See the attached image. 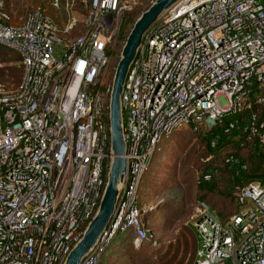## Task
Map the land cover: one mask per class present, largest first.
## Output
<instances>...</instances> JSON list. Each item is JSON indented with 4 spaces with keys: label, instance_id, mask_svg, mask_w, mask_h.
Wrapping results in <instances>:
<instances>
[{
    "label": "built area",
    "instance_id": "built-area-1",
    "mask_svg": "<svg viewBox=\"0 0 264 264\" xmlns=\"http://www.w3.org/2000/svg\"><path fill=\"white\" fill-rule=\"evenodd\" d=\"M83 2L81 22L75 0H52L65 11L62 25L43 8L12 24L0 0V44L22 67L17 83L0 82V264H64L107 186L114 153L104 73L130 1ZM252 98L264 108V0H183L162 13L122 94L127 174L113 222L80 264H103L121 232L132 231L137 247L150 239L139 191L165 135L209 130ZM252 133L264 145V121ZM238 203L226 221L198 203L192 264H264V185L244 187Z\"/></svg>",
    "mask_w": 264,
    "mask_h": 264
},
{
    "label": "rangeland",
    "instance_id": "rangeland-1",
    "mask_svg": "<svg viewBox=\"0 0 264 264\" xmlns=\"http://www.w3.org/2000/svg\"><path fill=\"white\" fill-rule=\"evenodd\" d=\"M75 1L73 13L81 22L86 16V9L83 6V0ZM129 1L130 3L120 13L118 21L111 31L112 39L108 48L111 59L104 73V81L107 85H111L113 82L116 66L130 32L153 2L152 0L149 2ZM6 2H9L8 6L13 21L23 22L30 13L39 8L45 9L53 18H57L61 25L67 19L64 9L56 10L53 8L52 0H6ZM129 20L130 22L124 26V22ZM80 30H84L82 24L74 33ZM8 49H4V52L0 51V82L15 84L22 76V67L20 60L16 59L15 53ZM220 102L223 106L227 105L224 96L220 97ZM194 142L195 134L189 127L177 128L170 135H165L144 176L139 191V205L145 211L142 220L152 229V234L142 249H137L134 253L135 257L137 256L135 259H138V264H143L144 257L151 254L162 256L163 260L168 262L174 252L173 250L168 255V246L172 245L173 248L175 244L177 245L181 241L185 248L178 254L177 261L179 264H186L189 259L195 257L198 240L194 237L195 235L189 236L188 232L191 231L190 227L195 226L198 199L186 186V190L184 188L183 194L180 196L176 190L178 188L177 181L180 178L185 177L186 180L190 181L197 178L196 171L185 173L181 169L182 158L190 153ZM215 213L217 214V212ZM191 237L194 238L193 242L197 245L194 250H190L193 243ZM121 249L122 246L119 247L118 252Z\"/></svg>",
    "mask_w": 264,
    "mask_h": 264
},
{
    "label": "trees",
    "instance_id": "trees-1",
    "mask_svg": "<svg viewBox=\"0 0 264 264\" xmlns=\"http://www.w3.org/2000/svg\"><path fill=\"white\" fill-rule=\"evenodd\" d=\"M4 3L11 16L10 22L22 23L12 20L9 2L4 0ZM129 22L130 20L125 21L124 26ZM6 48L9 47L1 45L0 51L4 52ZM8 50L14 52L16 59L20 60L15 50L11 48ZM261 121H264V108L252 98L251 107L239 113L227 112L223 119L209 130L194 133L195 142L190 153L182 158L181 169L185 173L196 171L197 178L194 181L186 180L185 177L180 178L176 188L178 196L183 194L186 186L198 199V203H205L222 221L239 213L241 206L238 203V196L241 190L256 183L264 185V145L252 133ZM190 230L188 235H195L199 246L195 226L190 227ZM191 239L193 242L194 238ZM183 244L181 241L173 248L172 245L168 246V255L174 250L168 262L163 260L162 256L151 254L144 257L143 264H179L177 257L185 248ZM143 245L138 250H141ZM195 248L197 245L193 242L190 250ZM133 258V264H138V259H135L137 256ZM193 261V258L189 259L186 264H192Z\"/></svg>",
    "mask_w": 264,
    "mask_h": 264
},
{
    "label": "water",
    "instance_id": "water-1",
    "mask_svg": "<svg viewBox=\"0 0 264 264\" xmlns=\"http://www.w3.org/2000/svg\"><path fill=\"white\" fill-rule=\"evenodd\" d=\"M183 0H154L135 23L123 47L112 82L109 120L111 131V159L108 182L95 217L88 224L82 238L73 247L64 264H80L82 259L100 240L103 232L112 224L118 199L127 174V143L122 94L131 66L138 54L146 33L167 9Z\"/></svg>",
    "mask_w": 264,
    "mask_h": 264
},
{
    "label": "crops",
    "instance_id": "crops-1",
    "mask_svg": "<svg viewBox=\"0 0 264 264\" xmlns=\"http://www.w3.org/2000/svg\"><path fill=\"white\" fill-rule=\"evenodd\" d=\"M133 239L134 234L132 231L119 233L105 253L103 264H133L134 253L144 244L143 242L137 247L134 245ZM120 246H122V249L118 252Z\"/></svg>",
    "mask_w": 264,
    "mask_h": 264
}]
</instances>
